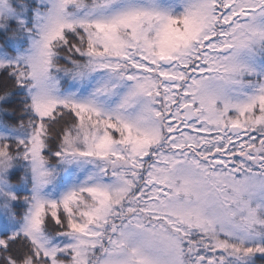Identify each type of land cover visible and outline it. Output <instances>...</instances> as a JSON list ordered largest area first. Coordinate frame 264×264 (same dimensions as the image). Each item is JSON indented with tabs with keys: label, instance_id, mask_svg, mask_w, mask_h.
<instances>
[{
	"label": "snow or ice",
	"instance_id": "snow-or-ice-1",
	"mask_svg": "<svg viewBox=\"0 0 264 264\" xmlns=\"http://www.w3.org/2000/svg\"><path fill=\"white\" fill-rule=\"evenodd\" d=\"M0 264H264V0H0Z\"/></svg>",
	"mask_w": 264,
	"mask_h": 264
}]
</instances>
